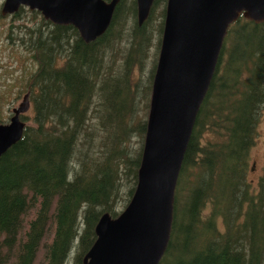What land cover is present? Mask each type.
<instances>
[{
  "label": "trees",
  "instance_id": "obj_1",
  "mask_svg": "<svg viewBox=\"0 0 264 264\" xmlns=\"http://www.w3.org/2000/svg\"><path fill=\"white\" fill-rule=\"evenodd\" d=\"M165 1L153 0L138 25L135 0H118L90 42L35 10L12 14L20 23H9L6 37L33 68L21 81L30 111L20 116L22 135L0 155V264H32L39 248L43 264H80L101 214L113 218L125 207L136 184ZM223 40L157 264H264V177L256 188L244 177L264 114V22L240 16Z\"/></svg>",
  "mask_w": 264,
  "mask_h": 264
},
{
  "label": "water",
  "instance_id": "obj_2",
  "mask_svg": "<svg viewBox=\"0 0 264 264\" xmlns=\"http://www.w3.org/2000/svg\"><path fill=\"white\" fill-rule=\"evenodd\" d=\"M118 0H3L0 15L19 7L53 24L71 25L84 42L103 34ZM153 0H135L137 24ZM145 132L133 194L113 218L102 213L80 264H157L168 243L173 197L196 113L216 68L228 25L240 16L264 22V0H166ZM28 93L0 122V155L17 142Z\"/></svg>",
  "mask_w": 264,
  "mask_h": 264
},
{
  "label": "rangeland",
  "instance_id": "obj_3",
  "mask_svg": "<svg viewBox=\"0 0 264 264\" xmlns=\"http://www.w3.org/2000/svg\"><path fill=\"white\" fill-rule=\"evenodd\" d=\"M2 1L0 0V5ZM9 23L19 25L20 21L13 22L10 21L9 15H0V116L3 122L8 119L11 108L20 102L21 96L25 91L22 85V75H27L33 68L31 60L27 59L24 52L20 51L19 48H15L17 45L19 46L17 40L10 42L6 37ZM153 51L154 47L152 46L146 51L145 55L148 58L142 66L143 74L149 69ZM29 113L30 111L27 109L24 114L29 115ZM254 137L251 146L248 148L247 165L244 173L246 182L248 181L252 188H256L259 180L264 177V114L257 123ZM217 224H220L219 220ZM41 255L42 249L39 248L32 264H43Z\"/></svg>",
  "mask_w": 264,
  "mask_h": 264
},
{
  "label": "flooded vegetation",
  "instance_id": "obj_4",
  "mask_svg": "<svg viewBox=\"0 0 264 264\" xmlns=\"http://www.w3.org/2000/svg\"><path fill=\"white\" fill-rule=\"evenodd\" d=\"M7 15H9V17L11 18V16H12V14H7ZM6 16V15H5Z\"/></svg>",
  "mask_w": 264,
  "mask_h": 264
}]
</instances>
